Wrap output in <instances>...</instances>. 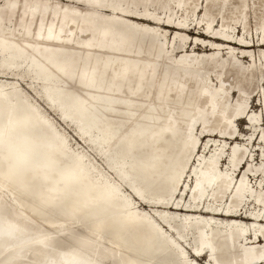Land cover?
I'll use <instances>...</instances> for the list:
<instances>
[{"label":"bare ground","instance_id":"6f19581e","mask_svg":"<svg viewBox=\"0 0 264 264\" xmlns=\"http://www.w3.org/2000/svg\"><path fill=\"white\" fill-rule=\"evenodd\" d=\"M263 65L264 0H0V264H264Z\"/></svg>","mask_w":264,"mask_h":264},{"label":"rangeland","instance_id":"374dc122","mask_svg":"<svg viewBox=\"0 0 264 264\" xmlns=\"http://www.w3.org/2000/svg\"><path fill=\"white\" fill-rule=\"evenodd\" d=\"M196 26H198V25H196ZM205 26V25H204ZM193 27H194V25H192V29H193ZM239 27H241L242 28V30L240 29V37L243 35V33H242V31H243V27L242 26H240L239 25ZM249 27L251 28L252 27V30L254 31V33H255V18H254V16L253 15H249ZM205 29H206V27H204V31H205ZM251 30V29H250ZM198 29H196L194 32H196L197 34H198ZM195 33V34H196ZM167 34L169 35L170 34V32L168 31L167 32ZM175 35V33H172V38H173V36ZM195 40L193 39V42H194ZM199 43H201V45H202V47H204L203 46V43L201 42V41H198ZM209 42H206V44H208ZM209 48H212V46L211 45H209L208 46ZM228 50H229V48H228ZM223 52L226 54V57H227V55H229V54H227V49H223ZM181 55V53L179 54V56ZM240 56H242V54H241V52H240ZM249 59H251V57H248ZM244 64H248L247 62H245ZM263 68H264V65H263ZM218 81V79H216L215 78V81ZM257 81H255V83H256ZM23 83V87L28 91V89L30 88V90H33L31 87H30V85L29 84H27L25 81L24 82H22ZM262 83H264V81L262 82ZM234 92V91H233ZM233 92H231V93H233ZM34 94H36L35 92H33ZM230 93V94H231ZM237 92H236V97H237ZM32 95V94H31ZM37 95V94H36ZM38 96V95H37ZM32 97H33V95H32ZM39 97V96H38ZM252 99H255L254 101H252ZM249 102L247 103L248 104V110L249 109H253V110H255L256 112H258L259 114H261V112H262V109H263V111H264V104H263V102L261 103V101H260V103H259V98L258 97H256V98H253V97H251V98H249ZM40 102V104L41 105H43V107L47 110V112L49 113V114H51L57 121H58V124H59V126H61V127H64V128H66V130L70 133V137H71V139H72V143L74 144V145H76V143H77V140H76V132L73 130V128L72 127H70L68 124H66V123H64V124H62L60 121H59V115H57L56 113H54L52 110H50V111H52V113L47 109V107L43 104L44 102H43V100H40L39 101ZM257 105H259V106H257ZM253 106V107H252ZM49 107V106H48ZM250 107V108H249ZM252 107V108H251ZM248 112V111H247ZM243 115H245V118H249V116L247 117V114H245V112L241 115V117L243 116ZM239 116V115H238ZM241 117L240 118H238V119H236L237 121L235 122V126L237 127V129L238 130H243L244 132H246V130L247 129H250L251 128V123H250V121H249V124L248 123H245L244 121H246L245 119H243V120H241ZM249 120V119H248ZM61 121H63V120H61ZM247 122V121H246ZM264 122V121H263ZM246 124H248V126L246 127ZM263 126H264V124H263ZM262 126V127H263ZM241 138V137H240ZM255 141V138L253 139V141L252 142H254ZM256 142H258V140H256ZM257 149H259V148H257ZM253 157H255V158H258L259 160H261V158H262V154H261V151L260 150H253V152H252V154H251V157H250V159H253ZM225 159H227L226 158V156L225 157H223V162L222 163H224V161H225ZM246 159H247V156L243 159V163L246 161ZM256 161H257V159H256ZM243 163H242V165H243ZM241 167V166H240ZM261 236V235H260ZM262 237V236H261ZM262 239H263V237H262ZM202 262H205V260L203 259L202 260Z\"/></svg>","mask_w":264,"mask_h":264},{"label":"water","instance_id":"95a60500","mask_svg":"<svg viewBox=\"0 0 264 264\" xmlns=\"http://www.w3.org/2000/svg\"><path fill=\"white\" fill-rule=\"evenodd\" d=\"M0 232L2 233V231L0 230Z\"/></svg>","mask_w":264,"mask_h":264}]
</instances>
